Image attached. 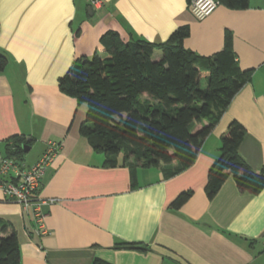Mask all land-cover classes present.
<instances>
[{
  "label": "crops",
  "instance_id": "1",
  "mask_svg": "<svg viewBox=\"0 0 264 264\" xmlns=\"http://www.w3.org/2000/svg\"><path fill=\"white\" fill-rule=\"evenodd\" d=\"M89 7L87 0H0V50L8 58L0 71V160L15 136L30 139L22 168L39 160L47 141L61 145L38 190L40 198L56 199L42 205L45 234L0 188V217L17 233L20 264H91L96 257L111 264H264V188L243 191L230 176L213 198L205 191L233 120L246 129L241 155L253 169L264 167V0L241 10L219 5L204 19L189 0H102L100 8ZM183 25L190 29L185 47L203 56L222 49L231 32L238 62L252 76L188 168L165 178L160 168L139 167L133 181L128 166H105L103 153L80 134L87 106L64 94L59 79L77 58L98 52L107 30L163 43ZM161 57L156 49L153 58ZM187 190L191 197L172 208ZM123 242L148 250L115 248Z\"/></svg>",
  "mask_w": 264,
  "mask_h": 264
},
{
  "label": "trees",
  "instance_id": "2",
  "mask_svg": "<svg viewBox=\"0 0 264 264\" xmlns=\"http://www.w3.org/2000/svg\"><path fill=\"white\" fill-rule=\"evenodd\" d=\"M219 2L236 10L250 5V0ZM189 34V26L183 25L167 41L154 43L124 39L118 31L107 30L100 37L103 53L77 58L59 79L64 94L87 106L80 134L93 150L103 153L105 166H128L133 181L139 167L160 168L165 178L188 168L233 97L251 79L253 70L241 68L231 32H226L223 48L208 56L185 47ZM156 49L162 52L158 60L153 58ZM7 65L8 58L0 50V71ZM245 135L237 120L221 135L220 156L208 172V198L230 176L243 191L255 194L264 188V167L253 169L240 153ZM27 143L24 136L13 137L6 157L22 162ZM192 192H181L171 207L182 206ZM115 248L148 250L131 242ZM20 262L17 233L11 222L0 217V264ZM91 264L111 263L96 257Z\"/></svg>",
  "mask_w": 264,
  "mask_h": 264
},
{
  "label": "built area",
  "instance_id": "3",
  "mask_svg": "<svg viewBox=\"0 0 264 264\" xmlns=\"http://www.w3.org/2000/svg\"><path fill=\"white\" fill-rule=\"evenodd\" d=\"M87 1L91 7L100 8L102 5V0ZM219 5V0H190L191 11L198 19H204ZM60 148L59 142L47 141L42 156L28 168H22L14 157H4L0 160V188L7 199L20 203L26 212L32 214L36 231L40 235L47 232L42 205L52 204L56 199H42L38 195V190L48 166Z\"/></svg>",
  "mask_w": 264,
  "mask_h": 264
},
{
  "label": "rangeland",
  "instance_id": "4",
  "mask_svg": "<svg viewBox=\"0 0 264 264\" xmlns=\"http://www.w3.org/2000/svg\"><path fill=\"white\" fill-rule=\"evenodd\" d=\"M88 18L90 19V21H93V19H94L92 15H89ZM102 49H103V48H102V46L100 45V46H99V50H98V53H99V54H102ZM93 55H94V53H93L92 55H89V56L86 57V58H87V59H90V58H92Z\"/></svg>",
  "mask_w": 264,
  "mask_h": 264
},
{
  "label": "water",
  "instance_id": "5",
  "mask_svg": "<svg viewBox=\"0 0 264 264\" xmlns=\"http://www.w3.org/2000/svg\"><path fill=\"white\" fill-rule=\"evenodd\" d=\"M88 9H89V11L91 12V7H89ZM29 140H30V139H27V141H29ZM26 147H27V144L23 145V148H24L25 151H26Z\"/></svg>",
  "mask_w": 264,
  "mask_h": 264
}]
</instances>
